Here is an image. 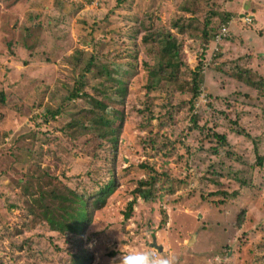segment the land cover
I'll list each match as a JSON object with an SVG mask.
<instances>
[{
    "label": "rangeland",
    "instance_id": "rangeland-1",
    "mask_svg": "<svg viewBox=\"0 0 264 264\" xmlns=\"http://www.w3.org/2000/svg\"><path fill=\"white\" fill-rule=\"evenodd\" d=\"M169 39L180 53L172 87L182 91L151 84ZM104 67L128 91L112 165L62 130L91 107L69 100L80 81L101 99L98 89L110 84ZM195 71L202 81L194 103L185 84ZM261 80L264 0H0V262L67 264L79 241L90 264H114L132 249L174 264H264ZM145 164L162 175L150 201L136 194L149 180ZM110 174L116 192L81 237L50 232L42 210H28L24 185L38 200L62 190L51 177L94 191Z\"/></svg>",
    "mask_w": 264,
    "mask_h": 264
},
{
    "label": "trees",
    "instance_id": "trees-1",
    "mask_svg": "<svg viewBox=\"0 0 264 264\" xmlns=\"http://www.w3.org/2000/svg\"><path fill=\"white\" fill-rule=\"evenodd\" d=\"M226 20L228 21V19ZM175 28H178V25H176ZM80 53L76 52L73 56V58L77 60L76 65L81 62L82 56ZM179 62L180 53L177 49V45L175 41L169 39L162 48V59L158 70H153L151 72L152 86L161 87V89H163L166 85V90L174 88L177 91H182V89H179L178 87H172L178 83L176 75L180 70ZM84 69L85 74L90 73L93 69L92 62H89ZM103 72L108 74L110 84L104 85L101 89H98V94L101 99H97L96 97L86 93L84 81H80V84H77L76 87H78V91H76V93H72L69 100L75 101L78 98L89 100L91 107L81 109L79 114L72 116L71 121L67 123L62 130L67 133V130L69 129V131H72L77 137L83 138L84 141H88V144L91 143V149H86L89 155L100 158L105 163L110 162L112 165V163L116 164L115 158L120 137L119 128L122 120L124 119V102L128 91L126 83L121 84L122 82L117 81L115 77L107 71L106 67H104ZM193 74L194 77L192 83H187L185 85L190 86L188 92L192 96V102L195 103V101L199 100L201 96L200 85L202 77L200 71H195ZM250 75L253 74L250 73ZM257 84L258 90L264 91V81L261 80ZM77 92L80 93V97ZM117 98H119V100ZM6 106L7 97L2 93V95H0V110H3ZM110 107H112L111 114L108 112ZM58 114H61V111H54L51 116L55 118ZM166 116L167 114L163 118H166ZM197 119V116H193V121L196 124ZM1 121L2 116L0 117V122ZM215 136L222 143L226 144L227 140L224 136ZM1 142L2 140H0V144ZM102 153L103 155H99ZM37 168L40 169V165H37ZM142 168L147 170L149 180L141 181L139 183L140 188L136 191V194L145 201H150L156 198L157 193L154 192V189L157 184L156 178L160 173L148 164L142 165ZM110 176L111 177L106 183H99L98 189H95L94 191H79V189H73L69 185L63 184L56 178L51 177L50 179L52 182L61 184L62 190L59 188L52 189L47 191L48 193L46 195H43L38 191V200L33 197L35 194L31 195L29 187L24 185V192L26 195H30V197H32L33 202V204H29V202H27L28 210L31 214H35V208L41 209L42 212L40 221H43V224H47L50 232L59 233L64 236L74 235L81 237L84 230L92 224V213L105 208L108 200L116 192L117 184L114 179L115 177L111 174ZM160 177L162 178V175ZM27 183L28 182L25 181V184ZM56 183H53L54 186L58 185ZM19 184L22 183L19 182ZM138 196H136V199L128 205V211L125 215L127 219L131 218L130 216L133 213L134 205ZM79 248L81 249L79 241H74L75 253L70 254L71 261L67 264H90L88 256L81 252ZM0 264L4 263L0 262Z\"/></svg>",
    "mask_w": 264,
    "mask_h": 264
},
{
    "label": "clouds",
    "instance_id": "clouds-1",
    "mask_svg": "<svg viewBox=\"0 0 264 264\" xmlns=\"http://www.w3.org/2000/svg\"><path fill=\"white\" fill-rule=\"evenodd\" d=\"M114 264H174V258L158 255L152 250L132 249L118 253L114 258Z\"/></svg>",
    "mask_w": 264,
    "mask_h": 264
},
{
    "label": "water",
    "instance_id": "water-1",
    "mask_svg": "<svg viewBox=\"0 0 264 264\" xmlns=\"http://www.w3.org/2000/svg\"><path fill=\"white\" fill-rule=\"evenodd\" d=\"M197 235H193V239L190 241L189 244H192L193 240L196 238ZM161 250V249H160Z\"/></svg>",
    "mask_w": 264,
    "mask_h": 264
}]
</instances>
